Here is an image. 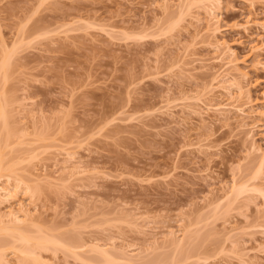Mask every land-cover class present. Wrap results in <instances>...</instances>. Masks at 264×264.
<instances>
[{"label": "rangeland", "instance_id": "obj_1", "mask_svg": "<svg viewBox=\"0 0 264 264\" xmlns=\"http://www.w3.org/2000/svg\"><path fill=\"white\" fill-rule=\"evenodd\" d=\"M254 1L0 0V62L12 52L1 145L37 188L11 202L30 219L16 226L0 205V227L85 246L37 251L43 264H103L96 247L135 264H264V198L252 190H264V0ZM214 42L233 51L229 83L214 80ZM224 87L248 106L244 119L205 112L201 99L227 102ZM0 243V264H21L19 243Z\"/></svg>", "mask_w": 264, "mask_h": 264}, {"label": "bare ground", "instance_id": "obj_2", "mask_svg": "<svg viewBox=\"0 0 264 264\" xmlns=\"http://www.w3.org/2000/svg\"><path fill=\"white\" fill-rule=\"evenodd\" d=\"M166 1H169V0H166ZM177 1L179 4L183 5V0H177ZM204 1L210 3L211 5L213 3H219L218 2L219 0H204ZM257 1L258 0L254 1V2H256V3L260 2V1L259 2H257ZM256 3H253V4H256ZM182 7L179 8V12H178L180 15L183 12ZM252 7H255V6L252 5ZM213 20H216V18H213L211 21H213ZM260 27L264 30V25H260ZM213 31H215V30H213ZM214 34H215V32L212 33V35H214ZM211 44H210V46L216 54L214 59H212V62L217 63V65L219 66V69L217 70L218 74L216 73V76H214V80H220L223 82V84L229 83L228 76L230 75V71L232 70V67H234V61L232 59L233 53H231L233 51H230L229 48H225L222 43L214 42L212 45ZM10 53H12V52H10ZM10 53L8 55H6V53H5L4 56L1 57L2 60L0 62V74L2 73V75H3V72L5 71V69L9 68L7 66L10 65L9 64L10 55H11ZM5 72H7V71H5ZM3 79H4V81L6 80L4 77H3ZM230 86H233V85L230 84ZM1 87H3V86H1ZM232 88H230V89H232ZM236 88L240 92V88L239 87H236ZM223 90L228 92L227 93L228 94L227 102L224 101L225 103L213 100L216 104H212V103L210 104V103H207L209 101H206V103H204L205 101L203 102L202 101L203 99L200 100L201 103L204 104L203 106L206 108L205 112H207V113L211 112L214 114L216 113L219 115H223V114H227V113H234L237 116H240L241 118L244 119V117H246L247 114L250 113L246 110V108L248 107V106H246V103L240 102V96L238 95V97L235 98V96H233L231 93H229V90L227 88L224 87ZM1 91H2V89H1ZM4 95H5L4 93H0V205H5L4 208L7 209L4 216L5 215H6V217L8 216V218H10L11 222H13V224L18 226V225L23 224L28 219H30V217H31L30 213L31 212L25 204L19 202L17 204L16 208H13L11 202L15 200V196L18 192H22L23 194H25L27 196V197L25 196L26 199L29 198V201L32 200L33 196L37 193L36 192L37 188L35 187L36 189H33V187H30L29 184L26 183L22 178L18 177L17 175H15L13 173L12 168L11 169L9 168V166L11 164L7 166L5 163V161H7L4 158V154H6V152L3 154V151L6 148L4 147L5 148L4 149L3 146L6 144V141L4 140V142H3L4 145H1V144H2V141L4 139V137H2V134L5 135L6 132L5 133H3V132L5 130H7V125H9L8 124V118H9L8 114L9 113H7L8 110H6V108L7 109L9 108L8 107L9 105H7V102L4 99ZM213 101H211V102H213ZM218 102H220V103H218ZM169 107H170V105H169ZM261 115L263 116L264 114H261ZM18 134L19 133H17V136L19 137ZM41 134H42V132H41ZM42 136H43V134H42ZM42 136H40V137H42ZM7 137L10 138V136H7ZM42 139L44 140V137ZM18 140H19V138H18ZM8 143H9V141H8ZM256 151H258V150H256ZM13 166H14V164H13ZM259 168H261V169L263 168L262 164H260ZM246 187L247 186H243L241 184L239 186V190L244 192V191H246V189H245ZM252 190L257 191L260 194V196L262 198H264V190L263 189L254 188ZM29 205H32V204L30 203ZM16 226L14 228H8V227H4V226L0 227V235L5 236L7 238L10 237L11 239H13L19 243L20 246L18 248L14 247L13 245L11 246V252H12L11 254L13 255V253H14L16 255H19L20 256L19 257L20 262H18V263H21V264H43L37 255V251L38 252L46 251L47 249L49 250L50 247L63 248L65 250H68L71 252H74L73 250H78V249L80 250L81 248L85 247V246H83V244H81V242L78 239H74V237L70 238L68 236V238H62V237H54V236L50 237V236H43V235L42 236L36 235L35 237L33 235V237H32V236H29L28 234H26V233H28V231H26V230L23 231L20 228L18 229V227H16ZM24 232H26V233H24ZM15 243L16 242H14V244ZM181 243L182 242H179V244H181ZM6 244L7 243L5 242L4 245H6ZM6 248H8V247H6ZM96 250H98L100 259H101L103 264H135L133 262H127V261L123 260L126 258L122 259L120 256H117L116 254H113L109 251L99 250L97 247H96ZM3 253H5V252H3ZM95 254H97V253H95ZM17 259H18V256H17ZM141 263H143V262H141Z\"/></svg>", "mask_w": 264, "mask_h": 264}]
</instances>
